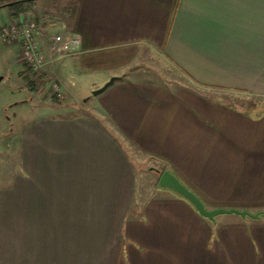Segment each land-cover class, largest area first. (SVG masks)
Listing matches in <instances>:
<instances>
[{"label": "crops", "instance_id": "1", "mask_svg": "<svg viewBox=\"0 0 264 264\" xmlns=\"http://www.w3.org/2000/svg\"><path fill=\"white\" fill-rule=\"evenodd\" d=\"M59 4L28 13L81 44L46 67L64 102L0 175V264H264V0ZM167 169L260 217L203 216Z\"/></svg>", "mask_w": 264, "mask_h": 264}, {"label": "rangeland", "instance_id": "2", "mask_svg": "<svg viewBox=\"0 0 264 264\" xmlns=\"http://www.w3.org/2000/svg\"><path fill=\"white\" fill-rule=\"evenodd\" d=\"M42 1L35 0L37 3H41ZM44 1L53 10V7L57 8L61 1L65 4H70L73 0ZM10 21L11 18L8 8L1 7L0 25L9 23ZM19 51V43L3 42L0 40V77L3 76V79L0 81V175L4 174L3 176L5 177L2 176L3 180L12 178L17 171L13 161L18 165V147L23 142L22 135L28 124L41 115L46 114V107H50L52 103L58 106V104L64 102V99H60V94L54 87V83H58L57 78L52 73H48L46 67L44 69L45 71L41 74L39 73V75L37 73H27L28 71L25 70L21 71V67L23 66L17 60ZM27 76L30 79L29 81L34 82V86L36 87L35 91L30 89L32 85L26 78ZM46 82H48L47 85ZM71 82L73 83V88L76 89L73 93L77 96L76 94L78 92L80 94L83 91L82 89L79 91L83 86L80 83L77 84L73 79ZM55 96L57 99H55ZM91 97L94 98L95 96L92 95ZM82 98H87V96ZM249 101L254 102L252 100ZM77 104L86 109L85 104L89 103H84L81 99L77 98ZM82 111L84 110L81 108L78 110V113ZM232 154L233 152L230 151V155L227 156H232ZM137 165L144 170H149L152 164H140L139 162ZM21 169L19 167L20 171L23 170ZM221 215L222 217H228L229 215L232 217H240L237 213L219 214V216Z\"/></svg>", "mask_w": 264, "mask_h": 264}, {"label": "built area", "instance_id": "3", "mask_svg": "<svg viewBox=\"0 0 264 264\" xmlns=\"http://www.w3.org/2000/svg\"><path fill=\"white\" fill-rule=\"evenodd\" d=\"M0 40L19 43L18 62L24 67L23 70L28 71L27 73L38 75L53 61L75 54L81 44L80 37L74 34L44 35L40 21L28 12L0 25ZM54 87L60 93L57 82L54 83Z\"/></svg>", "mask_w": 264, "mask_h": 264}, {"label": "water", "instance_id": "4", "mask_svg": "<svg viewBox=\"0 0 264 264\" xmlns=\"http://www.w3.org/2000/svg\"><path fill=\"white\" fill-rule=\"evenodd\" d=\"M120 78L119 76H113L101 87H98L92 91L93 95H98L106 90L115 80ZM3 77H0V81ZM159 184L162 187L171 188L176 191L178 194L182 195L186 199H188L195 208L199 211L200 214L203 216L215 220L216 216L222 213H237L242 216H250L252 218H258L261 215V212L253 213L249 210H242L238 208H225V207H218L209 209L202 199L192 190L190 189L175 173L170 170H164L160 175Z\"/></svg>", "mask_w": 264, "mask_h": 264}, {"label": "trees", "instance_id": "5", "mask_svg": "<svg viewBox=\"0 0 264 264\" xmlns=\"http://www.w3.org/2000/svg\"><path fill=\"white\" fill-rule=\"evenodd\" d=\"M35 4V0H1L0 8L7 7L10 10V15L12 19L18 18L22 13L30 11ZM28 81L29 77H26ZM32 86H30L31 90H36L33 81H29ZM57 96V95H56ZM55 98L57 99V97Z\"/></svg>", "mask_w": 264, "mask_h": 264}]
</instances>
